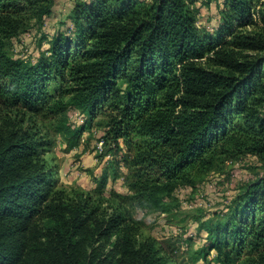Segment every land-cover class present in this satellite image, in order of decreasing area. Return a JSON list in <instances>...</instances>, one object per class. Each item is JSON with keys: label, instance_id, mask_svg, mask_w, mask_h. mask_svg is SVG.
I'll return each mask as SVG.
<instances>
[{"label": "trees", "instance_id": "1", "mask_svg": "<svg viewBox=\"0 0 264 264\" xmlns=\"http://www.w3.org/2000/svg\"><path fill=\"white\" fill-rule=\"evenodd\" d=\"M225 3L215 36L200 29L187 0H79L73 28L54 32L33 60L10 55L4 40L24 31L30 15L43 21L53 0H0L1 93L36 111L54 97L50 81L67 78L71 105L90 119L110 117L104 137L118 141L136 131L148 138L136 157L152 172L131 198L166 209L165 196L192 170L217 169L245 152L264 167V56L237 59L226 36L249 48L264 44L235 34L253 0ZM41 144L36 133L0 128V264H170L153 242L133 241L121 213L102 230L121 232L113 245L118 253L95 261L80 239L84 206L50 199L54 179L40 162ZM45 208L52 216L45 245L29 261L32 220ZM201 226L208 233L204 258L214 251L221 264H264V174L233 199L225 218Z\"/></svg>", "mask_w": 264, "mask_h": 264}, {"label": "rangeland", "instance_id": "2", "mask_svg": "<svg viewBox=\"0 0 264 264\" xmlns=\"http://www.w3.org/2000/svg\"><path fill=\"white\" fill-rule=\"evenodd\" d=\"M77 1L53 0L52 13L43 21L30 15V24L24 31L4 40L8 53L34 60L40 49L48 46V39L54 32L68 25L73 28L70 14ZM187 1L195 11L200 29L216 36L218 28L224 24L226 0ZM238 20L236 18V23ZM245 20V23H238L235 34L249 35L250 40L264 44V0H253ZM230 38L226 36L230 45L227 51L237 59L264 56V47H245L231 43L235 38ZM206 62L217 67L213 59ZM69 88L67 78L54 77L48 85L54 97L36 111L15 104L0 89V128L25 129L36 133L43 141L38 155L41 164L53 173L50 199L65 205L84 206L87 219L80 239L94 252L95 261L110 262L118 253L113 245L121 232L115 229L106 234L102 230L111 216L121 213L122 226L129 230L133 241L138 246L146 241L153 242L170 264H221L214 251L203 257L201 250L208 241V233L201 225L211 218L227 216L233 199L249 182L264 174L261 159L245 152L227 158L217 169L192 170L189 180L181 181L165 196L166 209L140 206L131 197L136 194L141 177L147 178L145 174L152 172L143 171L136 157L145 148L148 138L136 131L129 138L120 137L118 141L112 136L104 137L110 117L100 113L90 119L67 101ZM58 100L63 102L60 107L55 106ZM51 217L45 208L33 218L29 261H33L45 245L43 233Z\"/></svg>", "mask_w": 264, "mask_h": 264}]
</instances>
